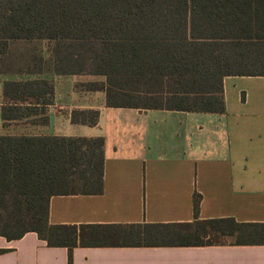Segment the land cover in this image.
I'll list each match as a JSON object with an SVG mask.
<instances>
[{
	"label": "trees",
	"instance_id": "1",
	"mask_svg": "<svg viewBox=\"0 0 264 264\" xmlns=\"http://www.w3.org/2000/svg\"><path fill=\"white\" fill-rule=\"evenodd\" d=\"M19 42L24 72L104 77L85 88L105 91L108 107L225 114L226 77H264V0H0L1 56ZM53 98L50 81L7 82L2 119L40 116L31 122L46 125ZM99 117L71 113L75 125ZM104 146L103 138L0 136V237L35 233L67 248L69 264L80 247L264 246V223L199 220V194L192 223L52 225V197L103 193Z\"/></svg>",
	"mask_w": 264,
	"mask_h": 264
},
{
	"label": "crops",
	"instance_id": "2",
	"mask_svg": "<svg viewBox=\"0 0 264 264\" xmlns=\"http://www.w3.org/2000/svg\"><path fill=\"white\" fill-rule=\"evenodd\" d=\"M8 48L0 54V136L105 142L103 193L52 197V225L192 223L196 194L199 220L264 223V77H226L225 114L113 108L105 91L85 88L104 77L56 75L45 66L24 72V43ZM38 49L47 61L48 44ZM36 80L54 85L48 123L2 119L5 84ZM85 110L99 111L96 126L72 123L71 113ZM0 250V264H69L67 248L48 247L35 233L12 242L0 237ZM73 264H264V246L80 247Z\"/></svg>",
	"mask_w": 264,
	"mask_h": 264
},
{
	"label": "rangeland",
	"instance_id": "3",
	"mask_svg": "<svg viewBox=\"0 0 264 264\" xmlns=\"http://www.w3.org/2000/svg\"><path fill=\"white\" fill-rule=\"evenodd\" d=\"M159 103H160V102H159ZM163 104L167 106V103H166V102H163ZM24 131H29V129L24 128Z\"/></svg>",
	"mask_w": 264,
	"mask_h": 264
}]
</instances>
